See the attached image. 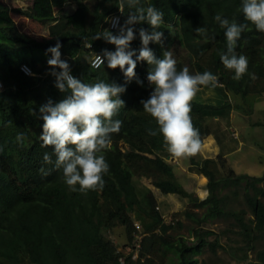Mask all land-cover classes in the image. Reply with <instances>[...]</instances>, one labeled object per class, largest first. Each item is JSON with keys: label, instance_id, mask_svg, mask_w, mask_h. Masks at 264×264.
I'll return each mask as SVG.
<instances>
[{"label": "trees", "instance_id": "1", "mask_svg": "<svg viewBox=\"0 0 264 264\" xmlns=\"http://www.w3.org/2000/svg\"><path fill=\"white\" fill-rule=\"evenodd\" d=\"M138 7H154L163 13V23L156 29L164 33L163 45L149 44L157 58L166 50L174 57L178 48H184L188 58H174L178 70L187 67L191 74L209 71L217 77L216 86H209L220 96L217 104L201 98L191 104L190 115L202 142L214 136L220 148L228 150L231 113L241 109L232 104L231 94L250 107L251 96L264 90V33L254 25L249 24L235 49L237 56L247 57V73L236 81L235 73L220 60L226 51L225 29L215 16L246 23L242 0H139L135 7L122 10L120 0H96L92 8L78 3L75 11H62L59 16L52 0H33L24 11L0 4V80L4 87L0 92V264H165L169 253L174 264H198L196 257L207 249L212 253L227 251L239 263L264 264V187H259L264 176L236 175L233 170L223 176L222 158L203 160L196 155L189 158L191 172L209 180L208 196L200 202L178 182L162 136L149 135L157 125L140 101L152 91L146 79L151 66L138 62L136 79L126 85L119 68L109 69L106 63L99 69L91 66L92 54H102L105 48L115 50L114 45L95 39L109 30V17L121 13L123 25ZM12 13L51 24L49 38L38 41L15 33ZM142 27L152 30L147 23L135 25L131 49L137 54ZM198 27L206 29L208 39L195 31ZM57 41L62 44L61 59L69 63L73 76L89 84L103 81L126 87L120 96L125 106L114 117L122 121V127L118 134H112L109 149L103 153L109 165L104 187L86 194L70 191L62 171L43 163L44 154L51 155L52 149L42 146L43 122L33 115L49 99L59 102L67 95L54 86L55 78L49 75L52 69L47 65L51 54H46V49ZM22 65L35 75L23 74ZM121 144L127 149L125 153ZM41 167L47 175L40 172ZM141 177L151 179L164 195L192 202L185 216L200 225L195 242L168 235L170 230H180L182 223L177 222L176 227L165 223L156 196L149 190L143 192L135 183ZM223 187L229 189L228 194H220ZM196 209H203V214ZM208 220L228 223L213 241L208 237L215 233L204 229ZM116 227L126 231L131 247L127 256L111 239L101 236L103 229ZM229 231L236 237L224 245L221 238ZM137 234L144 236L140 242ZM134 253L138 254L136 259L132 258ZM251 254H255L253 260H249Z\"/></svg>", "mask_w": 264, "mask_h": 264}, {"label": "clouds", "instance_id": "2", "mask_svg": "<svg viewBox=\"0 0 264 264\" xmlns=\"http://www.w3.org/2000/svg\"><path fill=\"white\" fill-rule=\"evenodd\" d=\"M138 3L139 0H122L127 7H135ZM241 11L246 23L230 22L219 14L215 16L220 27L225 29L226 51L220 54V60L227 70L235 73L233 79L236 81L248 69L247 57L235 53L237 43L249 24L264 33V0H242ZM142 23L150 25L152 30L139 29L141 47L137 54L131 49V43L136 39L135 25ZM162 23L163 13L154 7L136 8L123 25L119 17L111 18V26L117 32L106 29L95 39L114 45L115 50L103 49L102 54L96 55L93 67L106 63L109 69L119 68L126 85L136 79L138 62L150 65L146 79L152 91L146 100L140 101L144 112L157 125V130L150 129L149 135L162 136L171 158H192L201 151L202 140L190 115L191 104L201 87L216 86L217 77L209 71L191 74L187 67L178 70L173 53L168 50L163 52L162 58H157L149 44L163 45L164 33L156 30ZM195 31L209 38L206 29L198 27ZM61 47L62 44L57 41L55 46L46 49V54H51L47 65L52 69L49 75L55 78L54 86L67 95L59 102L49 99L39 107L38 114L33 111V115L43 122L40 134L42 146L52 149L51 155L44 154L43 163L54 164L55 169L62 171L64 183L70 191L86 194L104 187L103 177L108 173L109 165L103 153L109 149L112 134H118L122 127V121L114 117L125 106L120 96L126 87L103 81L89 84L76 78L71 74L69 63L61 59ZM22 71L35 75L26 66ZM137 83L143 85V81L138 79ZM52 155L56 157L55 161ZM40 172L48 174L44 167ZM136 228L139 230L140 226L136 225Z\"/></svg>", "mask_w": 264, "mask_h": 264}, {"label": "rangeland", "instance_id": "3", "mask_svg": "<svg viewBox=\"0 0 264 264\" xmlns=\"http://www.w3.org/2000/svg\"><path fill=\"white\" fill-rule=\"evenodd\" d=\"M52 1L57 7L56 16H59L62 11H75L78 3L87 4V6L92 8L96 0ZM32 3L33 0H0V4L6 5L11 10L19 9L24 11L32 6ZM11 16L14 22L15 33L23 34L29 39L38 41H45L49 38V26L51 24L29 20L19 13H12ZM94 54L89 57L90 61L93 59ZM188 56L189 53L184 48H178L174 58L186 59ZM219 97L220 96L216 94L214 89L201 87L194 99L201 98L207 101L209 100L213 104H217V100L220 99ZM230 100L233 105H239L241 109L235 108L231 113L232 125L229 130V151L221 149L214 136H209L203 140L202 149L197 156L203 160L207 158H222L220 169L223 176L229 175V172L233 170L236 175H248L262 178L264 176V90L251 96L249 101V103H251L250 107L244 103L241 97H236L231 94ZM121 148L124 153L127 151L123 144H121ZM168 160L171 161L177 180L185 191L195 196L200 202L204 201L208 196L207 187L209 180L204 175L191 172L189 158L174 159L170 157ZM135 183L143 192L149 190L156 196L159 211L163 215L166 224L176 227L177 222L182 223V228L180 230H170L168 235L174 238L183 236L187 238L190 243L195 242V231L200 229V225L198 221H191L185 216V212L192 205L189 199H183L176 195H164L159 189L155 188L151 179L145 177L137 178ZM245 184L246 182L239 187L240 194H243ZM259 187L263 188L264 182L260 183ZM228 192L229 189L223 187L220 194L224 195L228 194ZM198 211L199 210L196 209V212ZM203 211L202 209L198 212L200 216L203 214ZM136 225L138 226L139 222H136ZM227 226L228 223L226 222L208 220L204 225V229L212 231L213 234L215 233L214 235H210L208 240L213 241L215 235L222 234ZM225 234L226 235H223L221 238V242L224 245H228L229 240L234 239L236 236L230 231ZM101 236L111 239L125 256L131 253V247L128 245L129 241L124 227H116L110 230L103 229ZM143 237V235L137 234L138 242H140ZM137 256L138 254L134 253L132 258L136 259ZM254 257L255 254L249 255V260H253ZM171 258H173V255L169 253L165 264H174L171 262ZM196 258L198 259V264H244L239 263L231 253L222 249H218L215 253L210 252L208 249L204 250L203 253Z\"/></svg>", "mask_w": 264, "mask_h": 264}, {"label": "built area", "instance_id": "4", "mask_svg": "<svg viewBox=\"0 0 264 264\" xmlns=\"http://www.w3.org/2000/svg\"><path fill=\"white\" fill-rule=\"evenodd\" d=\"M114 17H119V22H120V24L122 25V15H121V13L115 14V15H113V16L110 17L109 22H108L109 29L112 30V31H117L116 28H113V27L111 26V18H114ZM96 55H100V54H94L93 59L91 60V66H92V67H93V63H94V61H95V59H96ZM102 65H103V64H101L99 67H93V68H94V69H99ZM25 66H26V68L29 69V70L31 71V73H32V70H31L30 67H28L27 65H22V67H21V71H22V68L25 67ZM22 72H23V74H25V71H22ZM25 75H26V76H32V75H27V74H25ZM2 90H3V84H2V82H1V80H0V91H2Z\"/></svg>", "mask_w": 264, "mask_h": 264}, {"label": "water", "instance_id": "5", "mask_svg": "<svg viewBox=\"0 0 264 264\" xmlns=\"http://www.w3.org/2000/svg\"><path fill=\"white\" fill-rule=\"evenodd\" d=\"M120 5H121V8H126L127 6H124L123 4H122V0H120Z\"/></svg>", "mask_w": 264, "mask_h": 264}]
</instances>
